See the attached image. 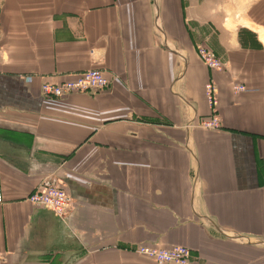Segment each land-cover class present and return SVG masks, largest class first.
Listing matches in <instances>:
<instances>
[{
  "label": "crops",
  "instance_id": "crops-1",
  "mask_svg": "<svg viewBox=\"0 0 264 264\" xmlns=\"http://www.w3.org/2000/svg\"><path fill=\"white\" fill-rule=\"evenodd\" d=\"M89 69L107 85L42 94ZM263 158L264 0H0V264H264Z\"/></svg>",
  "mask_w": 264,
  "mask_h": 264
},
{
  "label": "built area",
  "instance_id": "built-area-1",
  "mask_svg": "<svg viewBox=\"0 0 264 264\" xmlns=\"http://www.w3.org/2000/svg\"><path fill=\"white\" fill-rule=\"evenodd\" d=\"M198 55L200 60L213 70H221V61L210 51L203 47H199ZM108 81L105 76L97 69H89L79 73L72 80H65L57 84L43 83L41 92L45 97H62L71 92H84L103 88ZM234 92L245 89L241 84L232 86ZM205 95L210 105L212 114L201 122L205 128H219V119L216 115L217 97L216 86L213 82L208 81L205 84ZM264 166V158H263ZM33 204L41 205L51 210L58 217H67L74 210V203L68 191L60 185L43 182L35 188V190L26 198ZM136 253L153 260L156 264H189L190 250L184 245H173L167 248L152 247L139 245L135 248ZM2 259L0 252V261Z\"/></svg>",
  "mask_w": 264,
  "mask_h": 264
},
{
  "label": "rangeland",
  "instance_id": "rangeland-1",
  "mask_svg": "<svg viewBox=\"0 0 264 264\" xmlns=\"http://www.w3.org/2000/svg\"><path fill=\"white\" fill-rule=\"evenodd\" d=\"M207 67H208V66H207ZM78 75H79V74H77L76 76H78ZM76 76H75V77H76ZM75 77H74V78H75ZM46 83H48V82H46Z\"/></svg>",
  "mask_w": 264,
  "mask_h": 264
}]
</instances>
